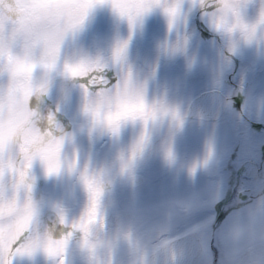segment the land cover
I'll use <instances>...</instances> for the list:
<instances>
[{"label": "snow or ice", "instance_id": "6c2138e0", "mask_svg": "<svg viewBox=\"0 0 264 264\" xmlns=\"http://www.w3.org/2000/svg\"><path fill=\"white\" fill-rule=\"evenodd\" d=\"M248 0H0V264H25L42 253L52 264H69L75 244L87 264H114V249L126 243L133 257L148 253L123 225L107 229L105 194L113 183L106 167L81 162L78 152L69 157L65 146L72 135L46 111L53 80L60 77L61 103L79 96L89 136L117 137L127 123L141 132L127 154L118 155L119 175L135 183L134 166L150 139V126L168 120L183 126V115L163 99H146L147 80L141 81L127 64L128 40H118L107 54H64L69 35L82 27L89 12L107 6L127 22L130 32L143 18L160 10L171 32L187 5L207 14L215 30L245 43L257 40L264 28V6L259 19L249 24L242 15ZM259 39L264 40V35ZM187 40L165 42L166 54L186 50ZM114 72L113 80L108 73ZM59 111V106L56 109ZM208 155H211L209 148ZM165 158L173 159L170 146ZM46 176L75 175L86 193L78 215H69L60 203L48 205L34 198V166ZM194 171V169L192 170ZM174 258V257H173Z\"/></svg>", "mask_w": 264, "mask_h": 264}, {"label": "rangeland", "instance_id": "374dc122", "mask_svg": "<svg viewBox=\"0 0 264 264\" xmlns=\"http://www.w3.org/2000/svg\"><path fill=\"white\" fill-rule=\"evenodd\" d=\"M262 6L264 0H248L242 10L245 21L256 23ZM98 11L97 6L89 12L85 37L105 17ZM195 12L191 8L184 25L175 26L177 35L183 30L188 33L190 43L186 50L172 63H159L149 76L148 101L163 99L169 106L178 108L184 118L183 126L175 127L167 119L150 126L149 142L133 169L134 174L142 176L140 182L133 184L127 177H121L118 163L119 153L127 154L140 135L138 123L125 124L114 138L117 154L112 169L111 151L95 158L100 162L96 165L106 167L113 180L104 198L107 229L114 232L121 225L130 228L134 239L148 254L163 242L194 231L204 247L199 264H264V155L259 149L264 140V40L259 39L264 28L258 27L257 40L245 43L238 34L229 37L215 30L207 14L200 10L199 18L195 19ZM169 40L149 44L161 45ZM175 67L180 73L172 84ZM234 83L244 86L245 95L238 106L228 104L225 121L191 120L185 116L189 100L199 91L215 85L230 92ZM236 106L245 117L233 115ZM46 111L55 116L62 114L65 122L70 123L64 129L72 135L69 146H65L69 157L75 151L82 160V152L86 156L94 152L93 148L81 147L85 140L93 142L88 137L99 140L100 136H89L87 128L76 126L81 113L78 95L56 106L46 105ZM251 121L259 122L258 131L250 128ZM168 146L173 153L171 161L165 158ZM245 159H252L260 166L253 178L236 174L237 166ZM33 175L38 183L34 198L42 203V212L49 210V204L60 203L70 216L79 214L86 193L75 175L62 172L48 177L39 165L34 166ZM243 187L251 189L247 199L231 194L232 190ZM225 199L227 209L218 215ZM133 259L126 243L121 242L114 249V264H133ZM68 261L87 264L75 244L69 250ZM25 264L52 262L40 253Z\"/></svg>", "mask_w": 264, "mask_h": 264}, {"label": "flooded vegetation", "instance_id": "af4514ba", "mask_svg": "<svg viewBox=\"0 0 264 264\" xmlns=\"http://www.w3.org/2000/svg\"><path fill=\"white\" fill-rule=\"evenodd\" d=\"M99 8V13L105 15V17L100 18L94 25V30L93 33L88 34L89 37H85V30H86V20L84 22V24L82 25V27L75 33V35H69L66 38L65 44H64V54L68 57H72L76 54L79 53H87V54H107L110 52V50L115 46V44L117 43L118 40H128V44L131 47H145V48H161V45L159 44H154V45H150L149 42L150 41H158V42H163L166 38H170V40L168 41L169 43H171L172 41L176 40L177 37H185L189 40L190 43V38L188 37V33L183 30L182 32H180L181 34H176L175 32V28L170 32L169 31V27H168V19L167 17H165V15L160 11H153V13H149L147 14L142 22L140 24L137 25V27L132 30L130 32V29L128 27V24L126 21L121 20L112 10L111 8L107 7V6H98ZM188 10V11H187ZM189 10H191L190 7H188L187 5L184 7L182 13L180 14V16L177 18V22H176V26H178V24L180 25H184L185 20L191 15L189 13ZM199 11V9H196L194 18L197 19L199 18V15L197 14ZM149 15H152V18L149 17ZM188 43V45H189ZM221 51L225 52V49L223 50L220 47ZM135 51H132L130 48H127V64L131 66L134 74L137 76V78L141 81H144L145 79L147 80V85H146V99L148 100V95H149V90H150V71L154 68L157 67V65L159 63H172L174 62L176 59L171 60V61H167V60H162L159 59L156 61V63L152 66V67H146L139 58H134ZM137 53V52H136ZM70 55V56H69ZM174 69H176L177 71H175V76H173L174 80L172 81V84L176 83V79L179 78V68L175 67ZM108 75L114 80L115 79V73L114 72H109ZM182 77V76H181ZM214 84V83H213ZM235 86H241L244 89V86L241 84H236L234 83L232 85V88L230 90V92H226L224 91V89L222 90V88L220 86H215L212 85L210 87H207L206 89H202L201 91H199L196 95H198L199 93H201L204 90H210V89H217L219 90L223 95H225L226 98V104L223 108V110L221 111V113L219 114L218 117L216 118H210V117H204V116H195L192 117L189 115L188 113V109H189V104L190 101L193 97H195L196 95H194L188 102L187 106H186V113L185 116L188 119H199V118H203L209 121H217V120H222L225 121V117L228 113L227 107L229 103H233L234 105L236 104L237 106L243 101V99L241 101H237L233 99V95H234V88ZM60 102H53L50 101L47 103V105L50 106H56V104H58ZM236 106V108H237ZM54 109V108H53ZM55 120L56 123H58L63 129H65V127H68L70 125V123L65 122L66 118L64 117V115L62 114H57L55 113ZM233 115L234 116H238V117H245V113L243 111H240L238 108L237 110L233 109ZM77 124L76 126L79 128H87V123L86 122V118L82 115V113L78 114L77 116ZM252 122V121H251ZM260 129V128H259ZM258 129V130H259ZM258 130H253V131H258ZM93 135L97 136L99 135L100 138L99 140H94V138L88 137L89 139H93L92 141H87L85 140V144L81 145L82 149L86 150L88 147L89 148H93L94 152L91 153L90 155L86 156L83 152H82V160L81 162H86V161H90L91 165H93L94 168H98V166L96 164L100 163L98 161L95 160V158L101 156L103 153L106 154L107 151H111L110 154H112V156L110 157V168L112 169L113 166L116 164V154H117V147L114 146L113 144L115 143L114 138L115 137H111L107 134L105 135H101L99 133H94ZM95 142H98V144H96ZM264 142V140L262 141V143ZM261 143V144H262ZM260 144V146H261ZM66 146H69V143L66 144ZM259 146V149H260ZM262 155H264V153L261 151ZM90 156V159H88L87 157ZM101 161V159H100ZM106 165V164H105ZM259 166V165H258ZM260 167V166H259ZM243 177V176H242ZM248 178V177H245ZM35 184H38L35 182ZM227 185V184H226ZM263 185H264V181H263ZM245 188V187H243ZM242 188H238L236 190H232L231 194H237V197H239L238 193ZM264 190V187H263ZM236 191V192H235ZM250 192L251 189L249 191V195L250 196ZM229 196V195H228ZM242 199V198H240ZM247 199V197H246ZM245 200V199H242ZM227 205V201L226 199L222 201L221 203V207L220 210L218 212V215L222 214L221 212H223L226 208ZM212 229H214V225L212 226ZM204 255V253H203ZM203 258V256H202Z\"/></svg>", "mask_w": 264, "mask_h": 264}, {"label": "water", "instance_id": "95a60500", "mask_svg": "<svg viewBox=\"0 0 264 264\" xmlns=\"http://www.w3.org/2000/svg\"><path fill=\"white\" fill-rule=\"evenodd\" d=\"M187 38L180 37V42L183 43ZM177 40V39H176ZM176 40L171 43L176 42ZM187 47V46H186ZM128 48L135 51L133 57L139 58L146 67H152L157 60L171 61L178 57L181 53L166 54L162 48H143L131 47ZM137 52V53H136ZM62 83L60 77H55L53 80V88L49 94L50 101H57L60 99L59 88ZM233 99L241 101L244 96V89L241 86H235ZM226 104L225 95L217 89L204 90L195 97H193L189 104L188 113L190 116H204L216 118L219 116ZM251 129L258 130L260 124L257 121L251 122ZM261 151L264 153V142L260 146ZM258 171V166L255 161L246 159L242 161L236 168V174L246 177H253ZM135 181H141L142 177L135 174ZM34 186V194L36 193ZM249 188H244L239 191L240 198L245 199L249 195ZM203 254V246L200 239L194 231H188L176 237H173L161 245L156 247L148 254L149 264H198ZM174 257V258H173Z\"/></svg>", "mask_w": 264, "mask_h": 264}, {"label": "clouds", "instance_id": "9594fccd", "mask_svg": "<svg viewBox=\"0 0 264 264\" xmlns=\"http://www.w3.org/2000/svg\"><path fill=\"white\" fill-rule=\"evenodd\" d=\"M133 264H149V261L146 262L144 260V253H143V250L142 249L139 252V254L134 257Z\"/></svg>", "mask_w": 264, "mask_h": 264}]
</instances>
